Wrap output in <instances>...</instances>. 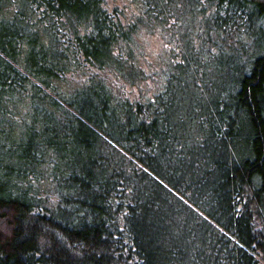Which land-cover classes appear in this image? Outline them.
<instances>
[{"label": "trees", "instance_id": "trees-1", "mask_svg": "<svg viewBox=\"0 0 264 264\" xmlns=\"http://www.w3.org/2000/svg\"><path fill=\"white\" fill-rule=\"evenodd\" d=\"M106 1L0 0V264H264V0Z\"/></svg>", "mask_w": 264, "mask_h": 264}, {"label": "rangeland", "instance_id": "rangeland-1", "mask_svg": "<svg viewBox=\"0 0 264 264\" xmlns=\"http://www.w3.org/2000/svg\"><path fill=\"white\" fill-rule=\"evenodd\" d=\"M106 6L109 10L115 7L122 8L124 18L129 21L138 18L142 9L141 4L135 0H107ZM188 18V16L184 17L179 26L175 24L172 28L157 22L140 24L134 37V46L139 56V63L143 67L145 78L138 85L130 86L119 79L120 77L118 78L117 75L115 80L124 86L125 91L138 98L144 92L154 90L155 87L156 89L161 87L163 79L160 74L163 73V70L170 69L171 65L184 53V45L186 44L184 34L188 29ZM173 23H177V20L171 17L166 25H173Z\"/></svg>", "mask_w": 264, "mask_h": 264}]
</instances>
